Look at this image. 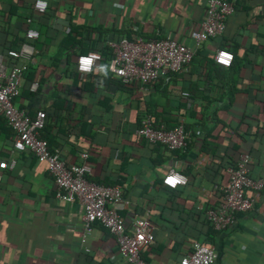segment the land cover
Listing matches in <instances>:
<instances>
[{"label": "crops", "instance_id": "crops-1", "mask_svg": "<svg viewBox=\"0 0 264 264\" xmlns=\"http://www.w3.org/2000/svg\"><path fill=\"white\" fill-rule=\"evenodd\" d=\"M46 1L45 24L37 12L28 23L39 37L14 106L30 117L44 111L41 134L49 148L67 164L81 162L79 153L86 152L87 178L121 188L129 202L119 211L127 229L135 216L148 214L155 230L141 251L147 264H175L196 237L214 247L212 264H264V188L246 190L251 209L236 213L212 238L204 235L205 211L216 206L229 159L248 153L251 176L264 177V0H235L223 33L199 44L185 71L144 91L119 84L103 59L80 75L75 58L126 34L170 36L192 47L206 0ZM16 25L15 16L5 21L0 14V44L14 39ZM222 45L237 58L230 70L213 61ZM34 81L38 86L31 91ZM146 112L168 127L182 119L186 147L168 151L138 136L135 129ZM13 139L0 115V161L15 160L12 168L0 166V264H126L114 237L97 223L81 242V204L57 199L45 165L29 151L13 150ZM170 168L187 183L162 186Z\"/></svg>", "mask_w": 264, "mask_h": 264}, {"label": "built area", "instance_id": "built-area-1", "mask_svg": "<svg viewBox=\"0 0 264 264\" xmlns=\"http://www.w3.org/2000/svg\"><path fill=\"white\" fill-rule=\"evenodd\" d=\"M235 0H206L204 17L200 28L193 34L194 46H186L170 36L161 38H111L104 42L110 51L106 63L107 72L123 85H137V89L146 90L160 80H168L172 74L185 71L191 62L196 48L202 42L220 36L225 28L226 18L234 12ZM46 0H34L32 7L37 13L46 11ZM27 23L31 18L26 19ZM39 37L38 30L27 27L25 40L15 49L0 53V115L14 133L13 150L29 151L36 160L43 163L52 176L55 197L64 201L78 200L83 208L81 216V242H84L97 223L105 228L115 239L118 253L126 264H147L141 257V251L154 240L155 224L148 214L135 216L130 229L124 224L119 211L129 202L124 199L120 187L97 184L87 179L90 165L87 153L80 152L81 162L67 164L56 150H51L47 141L41 137L46 114L37 110L33 117L16 108L13 98L19 93V86L28 65L34 61L35 48L32 44ZM95 56L90 66L85 69L83 60ZM8 58V59H7ZM97 51H88L75 58V70L80 75L90 73L95 63L101 59ZM233 54L226 48H217L213 61L221 67H229ZM38 81L30 84L35 91ZM135 133L150 145H160L168 151L186 147L185 130L182 119L168 127L164 122H155L152 115L144 113ZM251 156L239 153L233 164H227L226 184L222 187L221 199L214 208L205 211L206 220L215 231L226 228L236 213L246 212L252 207L253 198L245 194L246 190L258 192L264 188V177L252 178L249 175ZM15 160L0 161L1 168H12ZM169 177L179 182L172 186L166 181ZM1 179V175H0ZM161 185L175 189L187 183V177L176 169L170 168L161 177ZM87 250V248H85ZM216 253L212 245L199 241L191 243V249L182 255L175 264H212Z\"/></svg>", "mask_w": 264, "mask_h": 264}, {"label": "trees", "instance_id": "trees-1", "mask_svg": "<svg viewBox=\"0 0 264 264\" xmlns=\"http://www.w3.org/2000/svg\"><path fill=\"white\" fill-rule=\"evenodd\" d=\"M8 6V7H7ZM5 7V8H3ZM48 8V6H47ZM18 9L20 11H18ZM47 10V9H46ZM34 10L32 8V5L26 3L25 1L23 0H16L15 3H13L12 1L10 0H0V14H2L3 18L5 19V21H8L9 18L11 16H15L16 17V20H17V27L15 26L14 29H15V33H14V39L13 40H10V41H7V44L3 45V44H0V53L2 54H5V52L9 49V48H17L18 45H19V40H23L22 36L24 37V30L28 27V23H26V19L27 18H30L33 16L34 14ZM36 13V12H35ZM38 14H41V16L39 17V23L43 22V24H45L46 20L49 18V14H47V12H43V13H38ZM21 23H25L26 27H23V29H20L18 26H20ZM11 29V27H7V30L6 32H9ZM126 38H130L129 34H126L124 35ZM3 47V48H2ZM220 47H223L220 46ZM97 51L100 52V54L102 55L101 59H103L104 61V64L106 65L107 61L109 60L110 58V51L109 49L104 45H101L100 47L97 48ZM195 60V56L192 57V60L191 62ZM235 60H236V63H237V58L235 57V55L233 54V60H232V63L229 67H225L227 68V70H230V68L233 67V64L235 63ZM190 62V63H191ZM219 66V65H218ZM120 84V82H118ZM228 98H230V95L228 96ZM151 115H152V118L154 119L155 121V115L153 112H149ZM222 125L224 127H226L225 124L222 123ZM43 130V129H42ZM41 130V132H42ZM42 138L45 139V137L42 136V134H40ZM47 141V140H46ZM239 154V153H238ZM237 154V155H238ZM237 157V156H236ZM230 160V161H229ZM228 161L230 163L228 164H233L236 160L235 157L229 159ZM253 165V164H252ZM209 171L211 170H214L216 168H213L211 165L209 166L208 164V168H207ZM213 174V172H210ZM249 175L251 176V162L249 163ZM261 175H258V176H251L252 178H259ZM88 179V178H87ZM89 180V179H88ZM222 189V188H221ZM219 189L218 190V195H216L217 197V200H216V204L217 202L221 199V196H222V190ZM262 190V189H261ZM208 225H207V231L204 232V235H208V236H211L212 238V235L214 234L215 230H213V228L211 227V225L209 224L208 220H206ZM210 238V239H211ZM196 239L197 241L201 242V243H204V244H208V243H205V241H202V239L200 238H194ZM211 241V240H210ZM211 243V242H210ZM210 245V244H208Z\"/></svg>", "mask_w": 264, "mask_h": 264}, {"label": "clouds", "instance_id": "clouds-1", "mask_svg": "<svg viewBox=\"0 0 264 264\" xmlns=\"http://www.w3.org/2000/svg\"><path fill=\"white\" fill-rule=\"evenodd\" d=\"M95 58H97V57H95V56H91V57H89V58H85V59L83 60V64H84V66H85V69H87L88 66L91 65L93 59H95ZM178 182H179V181H178L177 179H174V178H172V177H169L168 180L166 181V183H168V184H170V185H172V186H175V184L178 183Z\"/></svg>", "mask_w": 264, "mask_h": 264}]
</instances>
